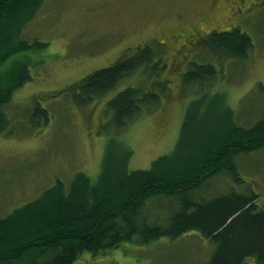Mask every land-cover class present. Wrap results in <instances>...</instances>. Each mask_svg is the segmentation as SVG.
I'll use <instances>...</instances> for the list:
<instances>
[{
  "label": "rangeland",
  "instance_id": "1",
  "mask_svg": "<svg viewBox=\"0 0 264 264\" xmlns=\"http://www.w3.org/2000/svg\"><path fill=\"white\" fill-rule=\"evenodd\" d=\"M233 28L251 38L244 61L208 46L211 31ZM183 33L200 37L185 45ZM21 37L46 44L22 52L29 59L30 79L3 106L8 124L0 132V217L57 178L67 183L77 171L95 177L109 145L130 149L128 168H148L174 148L193 100L199 103L194 123L218 124L230 113L235 123L248 126L264 111V0H44ZM144 43L160 51L154 60L163 59L162 70L137 71L102 97L77 105L70 84ZM194 62L211 63L216 76L204 84H183L182 74ZM139 85L159 93V102L126 126L114 127L107 101ZM36 105L46 109V123L41 114L31 121ZM235 162L240 181L219 174L199 190L202 198L251 190L258 195L257 208L264 210V147L237 155ZM153 204L158 210L173 205L165 199ZM213 251L214 244L192 230L95 256L84 252L73 264H207ZM242 264L255 262L248 258Z\"/></svg>",
  "mask_w": 264,
  "mask_h": 264
},
{
  "label": "trees",
  "instance_id": "2",
  "mask_svg": "<svg viewBox=\"0 0 264 264\" xmlns=\"http://www.w3.org/2000/svg\"><path fill=\"white\" fill-rule=\"evenodd\" d=\"M43 2L0 0V132L8 124L3 106L30 79L29 59L22 52L46 44L21 37ZM208 43L216 54L237 61L247 59L252 47L250 36L239 28L212 31ZM159 52L144 43L88 73L68 86L75 91L74 101L85 105L128 75L162 70L163 59L154 60ZM216 73L211 63L194 62L182 74V83L204 84ZM159 100L155 90L127 86L107 101L110 122L122 128ZM198 104L189 103L174 148L153 159L148 168H128L130 149L109 145L95 177L77 171L67 183L57 178L37 197L0 217V264H73L84 252L95 256L192 230L214 244L207 264H242L248 258L264 264V210L257 208L258 195L229 190L204 199L199 191L219 174L240 181L235 158L264 147V111L248 126L235 123L230 113L218 124L203 119L194 123ZM39 114L46 123L47 111L39 105L31 121ZM159 199L173 205L158 210L153 203Z\"/></svg>",
  "mask_w": 264,
  "mask_h": 264
},
{
  "label": "flooded vegetation",
  "instance_id": "3",
  "mask_svg": "<svg viewBox=\"0 0 264 264\" xmlns=\"http://www.w3.org/2000/svg\"><path fill=\"white\" fill-rule=\"evenodd\" d=\"M246 1H249V0H239V3L240 4L246 3ZM238 15L241 16V14H238ZM176 35H178L180 37V39H181V32L176 34ZM194 36L200 37V35L198 33H192V35L189 34V33H183V35H182V39H183L182 43L185 44V45H188V42L189 43H193V41H194L193 37Z\"/></svg>",
  "mask_w": 264,
  "mask_h": 264
}]
</instances>
